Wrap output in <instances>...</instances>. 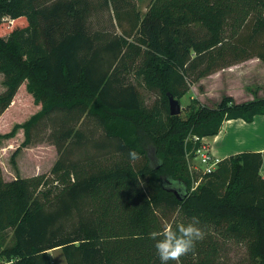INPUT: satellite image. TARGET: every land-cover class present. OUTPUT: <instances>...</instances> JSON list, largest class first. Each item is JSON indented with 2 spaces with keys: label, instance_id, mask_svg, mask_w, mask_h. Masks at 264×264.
<instances>
[{
  "label": "trees",
  "instance_id": "trees-1",
  "mask_svg": "<svg viewBox=\"0 0 264 264\" xmlns=\"http://www.w3.org/2000/svg\"><path fill=\"white\" fill-rule=\"evenodd\" d=\"M145 8L136 0H0V25L10 24L0 26L5 99L24 81L40 104L2 136L22 128L25 146L31 127L52 119L59 155L47 174L5 180L0 168V232H12L3 247L0 237V256L11 264H53L55 248L64 264H161L149 233L193 217L207 235L181 264H229L218 260L223 241L248 251L249 262L231 264H264L261 151L222 158L194 189L185 160L198 145L188 133L252 122L264 115V95H225L216 107L194 100L185 121L168 110V94L180 97L191 82L252 57L264 62L256 37L264 0H149ZM129 70L161 87L165 122L143 105ZM89 121L103 131L96 139L83 130ZM90 142L100 155L70 159Z\"/></svg>",
  "mask_w": 264,
  "mask_h": 264
},
{
  "label": "rangeland",
  "instance_id": "rangeland-1",
  "mask_svg": "<svg viewBox=\"0 0 264 264\" xmlns=\"http://www.w3.org/2000/svg\"><path fill=\"white\" fill-rule=\"evenodd\" d=\"M140 1L139 6L142 8L143 4L145 5V0ZM99 21L104 24L105 27L111 28L106 13H103V15L99 17ZM8 24L9 22L5 21L0 26L6 31V29H9ZM116 30L118 31V29ZM250 33L251 30L248 28L240 31V34H242L243 37L248 36ZM256 37L258 38V43H260L261 40L259 38L264 39V33L260 37H258V35H256ZM257 63H260V65L262 64L261 62ZM257 63L248 64L244 68L247 69L244 72V81L254 83L260 78V76L263 77V79L261 78V81H264V66L262 64V68H256ZM238 70L239 69L237 68H232L230 70L226 69V71H228V75L230 76H227L228 78L225 76L227 74H223L224 79L219 76L220 74L217 76H210L209 74L191 82L188 85L187 90H185L180 97H175L180 104V113L178 115L181 120H187L192 114L193 108H196L197 104L194 100H197L209 107H216L223 96L230 95L226 93L224 86H230L232 93L238 97L239 101L243 99L240 97L243 93V89L240 86V79L237 78L236 75L232 76V74ZM4 79L5 77L3 73L0 72V168L2 176L5 180H10L16 176L29 177L37 174H47L56 159L59 157L52 139L53 129L56 128L53 124L54 120L42 118L34 124L30 129L29 142L25 146H20L24 139L22 128L17 129L12 137L2 136L3 134L8 133L14 124L25 122L40 108V104H36L34 102L33 95L26 90L24 81L18 85L16 91L9 100L5 99L6 85L4 84ZM126 80L137 86L143 105L146 108L153 107L155 119L165 122L163 112L165 101L161 87L155 83L148 84L143 83L141 79L137 80L133 71L130 70ZM252 87L255 88L256 86ZM235 102L237 101L235 100ZM83 130H85L87 135H90L91 139H96V137L102 135L103 133L101 128L94 125L92 121L87 122L83 126ZM192 134L193 133L191 132L188 133V141L189 139L192 140ZM214 136H207L205 141L211 151V145H215L221 153L234 151L238 152V150L248 148L264 147V116H257L253 122H244V124H240L237 120H225L215 138ZM84 153H90L96 156L101 154L99 150L92 148L90 142L88 146H83L74 150L70 155V159H77ZM12 156L13 162L11 161ZM185 160L190 178L199 176L201 173L199 168L201 167L199 166L198 158L194 155L192 148L187 152ZM261 171L264 173V170ZM11 236V230H8L6 233L0 232V237L3 240L1 247L5 244L11 243ZM49 253L53 264H63L65 262L61 249H52ZM247 253L248 251L244 244L240 245L232 241H223L220 244L218 260L229 264L240 261L249 262ZM3 261L6 260L0 256V262Z\"/></svg>",
  "mask_w": 264,
  "mask_h": 264
},
{
  "label": "clouds",
  "instance_id": "clouds-1",
  "mask_svg": "<svg viewBox=\"0 0 264 264\" xmlns=\"http://www.w3.org/2000/svg\"><path fill=\"white\" fill-rule=\"evenodd\" d=\"M136 158V153H130ZM207 233L199 227V219L193 217L191 222L181 220L164 221L162 228L149 233V238L155 244L157 255L161 264H181V257L192 252L198 241L203 240Z\"/></svg>",
  "mask_w": 264,
  "mask_h": 264
},
{
  "label": "crops",
  "instance_id": "crops-1",
  "mask_svg": "<svg viewBox=\"0 0 264 264\" xmlns=\"http://www.w3.org/2000/svg\"><path fill=\"white\" fill-rule=\"evenodd\" d=\"M140 0H136V4H137V7H138V9L141 11V12H144L145 11V7L147 6V4H148V2H149V0H145V5L143 4V7L141 8L139 5H140ZM257 62H261L262 64H263V66H264V62L263 61H261L259 58H257V57H254V58H250L249 60H244V61H241V62H238V63H236V64H234V65H231L230 67H227V68H223V69H220V70H218V71H216V72H214V73H212V74H210V76H217L218 74H220L219 76L222 78V79H224V76H223V74L225 75V74H227V75H225L226 77L227 76H229L228 75V71H226V69H232V68H237V69H239L238 71H235L233 74H232V76L233 75H236V77L237 78H239L240 79V86L242 87V89H243V93H242V95H240V97H242L243 99H241L240 101L238 100V97H236L233 93H232V91H231V88H230V86H228V87H225L224 86V90L226 91V93H228V94H230L233 98H235V100L237 101V102H243V101H247V100H250V99H252L253 98V93L254 94H257L258 96H263L264 95V90H263V85H264V81L262 80L261 81V78L263 79V77L262 76H260V78L256 81V82H254V83H252V82H250V81H244V72H245V70H247V69H244L248 64H251V63H257ZM261 64V65H262ZM261 65H260V63H257V66H256V68H262L261 67ZM224 72V73H223ZM226 72V73H225ZM233 72V71H232ZM236 72H239V73H236ZM231 76V77H232ZM230 77V76H229ZM228 78V77H227ZM221 84V83H220ZM252 86H256L255 88L254 87H252ZM227 88H230V89H227ZM257 116H264V115H256L255 117H254V120L257 118ZM229 120H233V121H239L240 122V124L242 123V124H244V121L243 120H241V119H229ZM253 120V121H254ZM252 121V122H253ZM245 123H247V122H245ZM251 123V122H250ZM239 125V124H238ZM218 134V133H217ZM216 134V135H217ZM215 135V136H216ZM215 136H214V138H215ZM212 146V151L214 152V154H216V156H218V157H220L221 159L222 158H224V157H227L228 155H231V154H235V153H237V151H234V152H222L221 153V151L220 150H218V148L214 145H211ZM244 150H252V151H261V154H262V157H263V167H262V169L261 170H264V147H260V148H248V149H243V150H238V152H240V151H244ZM262 175H264V173H262ZM57 249H60V248H57ZM53 250H56V248L55 249H53ZM51 251V250H50ZM49 251V252H50ZM65 263V262H64ZM63 263V264H64Z\"/></svg>",
  "mask_w": 264,
  "mask_h": 264
},
{
  "label": "built area",
  "instance_id": "built-area-1",
  "mask_svg": "<svg viewBox=\"0 0 264 264\" xmlns=\"http://www.w3.org/2000/svg\"><path fill=\"white\" fill-rule=\"evenodd\" d=\"M207 136L199 137L197 135H193L192 140L194 142H198V145L194 147V155L198 158L200 175L196 176L192 179L191 189H194L200 181H202L203 177L209 173H212L218 166L221 158L216 156L214 152L211 151L210 147L205 143ZM0 264H11V261H3Z\"/></svg>",
  "mask_w": 264,
  "mask_h": 264
},
{
  "label": "water",
  "instance_id": "water-1",
  "mask_svg": "<svg viewBox=\"0 0 264 264\" xmlns=\"http://www.w3.org/2000/svg\"><path fill=\"white\" fill-rule=\"evenodd\" d=\"M168 110L171 115H177L180 113L179 101L171 94H168Z\"/></svg>",
  "mask_w": 264,
  "mask_h": 264
}]
</instances>
